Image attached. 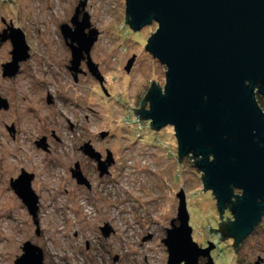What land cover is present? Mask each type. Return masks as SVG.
Listing matches in <instances>:
<instances>
[{
    "label": "rangeland",
    "instance_id": "374dc122",
    "mask_svg": "<svg viewBox=\"0 0 264 264\" xmlns=\"http://www.w3.org/2000/svg\"><path fill=\"white\" fill-rule=\"evenodd\" d=\"M77 8L79 21L88 18L84 32H97L90 60L103 84L84 61L79 69L85 74L68 70L70 49L60 26L74 27ZM0 18L24 32L29 53L9 79L1 65L10 60L11 44L0 47V101L6 100L0 107V264H14L26 241L42 249L43 264H82L88 257L100 264H166L162 239L178 218L180 192L192 239L199 247L212 246L214 264H264V218L234 250L232 239L215 230L229 211L220 217L192 156L178 160L173 127L146 130L134 113L152 80L165 85V65L145 48L155 21L131 29L125 0H0ZM5 24L0 19V33ZM85 143L115 156L111 178H98V161L78 153ZM79 158L95 180L89 191L70 174ZM22 170L34 174L38 226L10 186ZM106 220L114 231L105 237L98 226ZM116 253L120 260L113 262ZM201 259L207 262L208 256Z\"/></svg>",
    "mask_w": 264,
    "mask_h": 264
},
{
    "label": "water",
    "instance_id": "95a60500",
    "mask_svg": "<svg viewBox=\"0 0 264 264\" xmlns=\"http://www.w3.org/2000/svg\"><path fill=\"white\" fill-rule=\"evenodd\" d=\"M78 13L77 8L73 28L60 26L71 51L69 69L77 73L86 57L89 71L103 84L90 60L97 32L87 35L88 18L79 21ZM125 13L133 30L157 23L145 48L166 67L164 88L152 80L134 113L149 120L154 130L173 127L178 160L192 156L203 173V189L215 195L220 217L231 210L233 219L218 222L215 230L222 239H233L236 250L264 213V112L255 97L256 92L264 97V0H125ZM0 38H9L12 44L11 60L1 65L2 75L13 76L19 63L29 57L24 32L9 25ZM103 91L107 94L105 88ZM83 149L98 161L103 174L112 162L111 152L101 161L91 144L85 143ZM32 178L33 174L22 170L10 186L38 226V197L31 188ZM78 179L84 182L81 174ZM232 186L242 194H233ZM177 196L179 225L172 222L163 240L167 264H197L200 254L208 256L207 264H213L212 246L201 248L192 239L184 195ZM14 264H43V251L26 241Z\"/></svg>",
    "mask_w": 264,
    "mask_h": 264
},
{
    "label": "flooded vegetation",
    "instance_id": "af4514ba",
    "mask_svg": "<svg viewBox=\"0 0 264 264\" xmlns=\"http://www.w3.org/2000/svg\"><path fill=\"white\" fill-rule=\"evenodd\" d=\"M78 10H79V8H78ZM78 15H79V13H78ZM1 19V21H2V23H4L5 24V20L3 19V18H0ZM9 25H13L12 24V22L10 21V23L9 24H5V27L3 28V29H5L7 26H9ZM2 32H3V30H2ZM1 32V33H2ZM0 33V34H1ZM10 42V44H11V41L9 40V38H7V39H5V40H1V38H0V47L2 46V45H4L6 42ZM65 44L67 45V42L65 41ZM68 46V45H67ZM68 48H69V46H68ZM70 49V48H69ZM11 50H12V44H11ZM11 50H10V60H11ZM70 55H71V51H70ZM9 60V61H10ZM85 62V65H86V68H87V70L89 71V69H88V65H87V59H86V57L83 59V60H81V62H80V66L79 67H81V64H82V62ZM8 62V61H7ZM20 63H19V69H18V71H17V73H19V71H20ZM68 67V70L71 72V70L69 69V66H67ZM80 70V69H79ZM17 73L15 74V75H13V76H3L2 75V77H5V78H13V77H15L16 75H17ZM86 72L85 71H83V69L81 68V70L80 71H78L77 72V74L79 75V74H85ZM73 75V78H74V80L75 81H78V75H77V77L75 78V75L74 74H72ZM256 89H257V87L255 88V92H256ZM51 96V95H50ZM255 97H256V100H257V103H258V105L260 106V108L262 109V112H264V97L262 96V95H260V94H258L257 92H256V95H255ZM0 103H2V101H0ZM4 105L3 106H5L6 107V100L4 101ZM2 107V106H1ZM147 107V106H146ZM136 116L138 117V118H140V116H139V114H136ZM140 119H142L143 120V118H140ZM166 126H168V125H166ZM13 130H14V127H11ZM152 129V128H151ZM100 136V135H99ZM101 137V136H100ZM90 144V143H89ZM79 151V152H78ZM78 153H81L82 154V156L84 157V158H86L87 159V161H92L93 159H91L88 155H86L85 153H84V149H83V147H82V149H78ZM106 151H109V149H105V154H103V151L102 150H100V151H97L98 153H99V157H100V160L101 159H107V156H108V153L106 152ZM107 154V155H106ZM111 159H112V162L109 164V165H107V168H106V171L103 173V174H101V171L99 170V168H98V166H95V168H94V170H96L97 171V173H98V178H100V179H104V178H107V179H109V178H111L113 175H114V170H113V168H114V166L116 165V160H115V156H113V154L111 153ZM193 159V158H192ZM87 167H88V164L87 165H83V163H82V161H81V158H79L78 160H76L74 163H73V167H71L70 168V174H71V177H72V179H73V181L76 183V185H78V186H82L83 187V189L84 190H86V191H89V190H91L92 189V187H93V182L95 181V180H91V177H89L88 176V172H87ZM32 174V173H31ZM78 174H81L82 175V178L84 179V182H79V179H78ZM33 176H34V174H33ZM114 179V178H113ZM115 182V181H114ZM233 187V194H238V195H241L242 194V190L240 189V188H237V187H235V186H232ZM231 200L232 201H234L235 200V198L234 197H232L231 198ZM22 201V200H21ZM23 203V202H22ZM24 204V203H23ZM25 205V204H24ZM38 205V204H37ZM26 206V205H25ZM114 205H110V207H113ZM37 210H38V208H37ZM229 214H230V220H232L233 219V214L231 213V210L229 209ZM264 218V213H263V215H262V217H261V220L259 221V223L256 225V227L258 226V225H260L261 224V221H262V219ZM176 219L177 218H173L172 220H171V222H170V225H171V223L173 222L174 224H175V222H176ZM178 220V219H177ZM104 223V225H99L98 226V228H99V230L101 231V234L103 235V236H108L111 232H113L114 230H113V228H112V226L110 225V223L106 220V221H104L103 222ZM35 224V223H34ZM176 225V224H175ZM178 225H179V220H178ZM219 225V224H218ZM177 226V225H176ZM255 227V228H256ZM254 228V229H255ZM168 229H170V228H165V233H166V237H167V230ZM254 231V230H253ZM252 231V232H253ZM251 232V233H252ZM39 233V232H38ZM76 235H78V233H76ZM152 237V235L151 234H149V235H147V236H144L142 239L143 240H145V239H149V238H151ZM165 237V238H166ZM165 238H163L162 239V242H163V240L165 239ZM231 239V238H230ZM244 240V239H243ZM242 240V241H243ZM241 241V242H242ZM232 242H233V239H232ZM241 242L238 244V248H239V245L241 244ZM84 243H86V247H89V240L86 238V240H85V242ZM164 243V242H163ZM165 245V244H164ZM206 244H204L203 246H204V248L207 246H205ZM166 246V245H165ZM201 248H203V247H201ZM233 248H234V250H235V247L233 246ZM237 248V249H238ZM236 249V250H237ZM166 251H167V260H166V264H167V261H168V250H167V247H166ZM209 255H210V252H209ZM200 257L201 258H203V257H207V256H205V255H202V254H200L199 256H198V259H197V264H207V262H208V260H207V262H205V261H202V259H201V262H199V259H200ZM211 257V256H210ZM120 260V256H119V254L118 253H116V254H114L113 256H112V261L113 262H116V261H119ZM82 264H100L99 262H97L95 259H93V258H90V257H88V258H86V261H84ZM179 264H184L183 262L182 263H179ZM214 264V263H213Z\"/></svg>",
    "mask_w": 264,
    "mask_h": 264
},
{
    "label": "built area",
    "instance_id": "2783aa9c",
    "mask_svg": "<svg viewBox=\"0 0 264 264\" xmlns=\"http://www.w3.org/2000/svg\"><path fill=\"white\" fill-rule=\"evenodd\" d=\"M137 119H139V120H142V119H140V118H138L137 117ZM139 120H135L136 122H137V125L139 126V128H141V127H143V125L140 123V121ZM143 120H145V119H143ZM149 120H145V128H146V130H148V129H151V127H150V125H149Z\"/></svg>",
    "mask_w": 264,
    "mask_h": 264
}]
</instances>
